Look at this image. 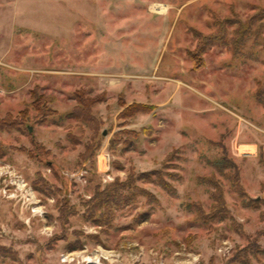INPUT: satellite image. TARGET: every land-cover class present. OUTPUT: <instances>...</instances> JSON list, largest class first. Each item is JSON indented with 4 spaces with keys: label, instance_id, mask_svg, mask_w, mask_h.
Instances as JSON below:
<instances>
[{
    "label": "rangeland",
    "instance_id": "rangeland-1",
    "mask_svg": "<svg viewBox=\"0 0 264 264\" xmlns=\"http://www.w3.org/2000/svg\"><path fill=\"white\" fill-rule=\"evenodd\" d=\"M260 87L264 0H0V264H264Z\"/></svg>",
    "mask_w": 264,
    "mask_h": 264
},
{
    "label": "trees",
    "instance_id": "trees-1",
    "mask_svg": "<svg viewBox=\"0 0 264 264\" xmlns=\"http://www.w3.org/2000/svg\"><path fill=\"white\" fill-rule=\"evenodd\" d=\"M225 22H217V31L216 33H214L213 35H208V36H204L200 33H197L195 32V37H196V41H197V44H196V47H195V50L189 54L190 56V59L193 63V69L194 70H199L201 69L203 66H204V63H203V58H202V53H203V50L205 49V47L211 43H214V44H222L224 42V26H225ZM242 38H244V35L240 32L237 33V35L235 36V38L233 40L230 41V46H229V51L231 52L232 56L233 57H237V56H240L242 53ZM260 86V84H259ZM31 98L32 100H40L42 101V103H48V102H52L53 101V98L52 97H45V96H42V95H38L36 92H33L31 93ZM255 96H256V99L257 101H259L263 106H264V88H259L256 93H255ZM79 99V98H78ZM79 104L84 108V107H87L89 105V101L88 103L86 101H80ZM136 108V107H135ZM141 108H138L137 111L139 112ZM37 111H39V113L41 115L45 117H48L50 115H53L54 113L50 110H41L40 109H37ZM19 115H24V118H25V112H20ZM236 179H238V177H236ZM133 178L130 177L126 182L124 183H119V184H112L111 186H108L106 188V191L105 193L102 194L101 196V201L104 202V203H113L111 202L112 198L116 195L119 194V192L121 191H124L128 188H133L132 185H133ZM239 187L240 184L238 183ZM97 198V196H95ZM121 199L119 201H121L122 199H125L126 197L124 196H119ZM114 203H116L117 205V201Z\"/></svg>",
    "mask_w": 264,
    "mask_h": 264
},
{
    "label": "built area",
    "instance_id": "built-area-1",
    "mask_svg": "<svg viewBox=\"0 0 264 264\" xmlns=\"http://www.w3.org/2000/svg\"><path fill=\"white\" fill-rule=\"evenodd\" d=\"M110 156H109V154L106 152L103 156H102V163H103V167L104 168H106V170H107V168L109 169V167H110ZM105 170V171H106ZM105 180L106 181H111L112 180V178L109 176V174H106L105 175Z\"/></svg>",
    "mask_w": 264,
    "mask_h": 264
},
{
    "label": "water",
    "instance_id": "water-1",
    "mask_svg": "<svg viewBox=\"0 0 264 264\" xmlns=\"http://www.w3.org/2000/svg\"><path fill=\"white\" fill-rule=\"evenodd\" d=\"M30 130V129H29Z\"/></svg>",
    "mask_w": 264,
    "mask_h": 264
}]
</instances>
